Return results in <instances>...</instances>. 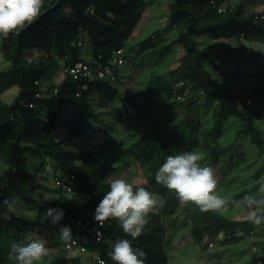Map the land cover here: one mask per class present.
I'll list each match as a JSON object with an SVG mask.
<instances>
[{
	"label": "trees",
	"instance_id": "16d2710c",
	"mask_svg": "<svg viewBox=\"0 0 264 264\" xmlns=\"http://www.w3.org/2000/svg\"><path fill=\"white\" fill-rule=\"evenodd\" d=\"M57 1L42 0L39 15L48 10L46 13L17 34L0 38L3 57L10 63L8 68L0 70V154L3 162L8 165L0 173V264H15L9 255L10 244L14 241L24 242L28 233L39 228L54 235L52 239L46 238L47 248L52 251L43 257L47 261L43 264H80V255L84 252L71 255L66 248L76 236L88 249L100 251L104 259L101 264H115L109 255L112 244L117 238L125 237L132 240L134 247L144 251L145 264H168L169 255L165 248L167 226L163 219L189 203L182 202L174 191L155 180V173L165 158L174 154L171 137L157 135L149 142L140 137L125 144L127 153L123 154L134 161L141 176L139 183L133 184L134 188L143 186L158 194L163 204L148 214L144 231L137 238L132 239L124 233L116 219L110 218L105 220L103 237L97 241L83 231L78 222L93 217L95 207L108 190L110 177L123 167L117 152L103 154L102 162L97 166L85 164L84 155L93 160L99 151L91 148L81 151L78 143L73 144L72 138L82 136L97 115L89 95L97 92L106 101L114 102L119 93L114 82L119 76L116 80L95 79L90 89L81 96L76 95L78 83L64 76L62 69L63 77L59 83L47 87L42 84L45 78L55 76L60 69L54 52L64 60L63 65H72L82 60L81 47L86 41L90 43L94 54L101 52L105 57H111L119 47L125 48L148 1L62 0L51 8ZM255 1L261 0H173L166 30L178 28V39L183 44L184 52L175 67L162 73L152 72L146 84V92L150 95L165 94L172 98L168 102L172 109H176L182 102L196 100L201 103L202 95L208 103H218L220 111L242 120L239 133L250 136L262 163L253 175L258 180L256 183L226 198L228 209L234 208L232 201L239 200L245 194L251 195L264 185V134L257 125V120L264 118V56L260 53L253 55L252 52L242 55L245 46L240 41L238 52L257 66L254 75L257 80L245 87L251 93L252 101L249 102L247 98H242L244 94H240L245 88L238 92L228 86L226 89L218 86L213 70L206 63L207 47L203 43L210 39L232 37L240 40L241 36L246 40L264 42V11L256 12L249 8V3ZM140 45L150 47L153 44L142 40ZM154 50L162 51V48ZM35 51L44 52L46 59L28 61L26 53L32 56ZM238 75L233 72L234 78ZM36 80L39 82L36 83ZM14 85H18L19 93L13 102H5L1 95ZM37 92H41V95L37 96ZM30 103L34 106L31 107ZM195 121L189 118L183 122L193 126ZM182 127L178 125V129ZM54 128L65 129L66 139H71L69 145H65V140L58 139L52 133ZM232 147L233 144L229 143L214 149L204 158L207 161L205 166L213 168L220 165L221 155ZM29 151L37 154L38 158L55 159L63 170L59 177L64 182L67 183L68 177L73 174V190L68 191L56 185L59 187L56 199H39L37 191L43 184L22 166V154ZM77 195L84 196L77 198ZM16 197L27 208H34L41 201L46 211L51 207L62 208L65 215L59 225L49 221L43 223L15 212L12 200ZM192 214L191 223L197 243H202L206 237L214 239L221 230L228 235L223 242L229 243L243 238L254 229V225L243 226L248 220L232 219L212 210L202 211L200 207L194 213L192 211ZM65 225L71 232L62 235L59 227ZM61 236H65V239ZM262 242L258 241L257 244ZM203 246L207 248L208 244ZM35 264L42 262L37 261Z\"/></svg>",
	"mask_w": 264,
	"mask_h": 264
},
{
	"label": "rangeland",
	"instance_id": "374dc122",
	"mask_svg": "<svg viewBox=\"0 0 264 264\" xmlns=\"http://www.w3.org/2000/svg\"><path fill=\"white\" fill-rule=\"evenodd\" d=\"M147 1L136 30L125 46L127 59L119 67V78L114 82L119 88L115 101L108 102L99 93H91L90 103L97 115L86 132L79 138H72V142L73 144L78 143L81 151H88L89 148L99 151L93 160L83 156L85 158L83 162L91 166L99 165L103 154L117 152L123 168L117 170L110 178L122 176L132 184L139 183L138 180L141 179L137 165L125 156L127 153L125 144H129L132 140L144 137L149 142L157 135L171 137L174 154L182 150L199 151L202 154L201 163L203 165L207 163L204 158L214 149L232 143L233 147L221 155L220 165L212 168L217 179L216 191L226 199L258 181L253 175L261 166L262 159L250 136L239 133L242 120L233 114L220 111L218 103L210 104L201 95V103L196 100L189 103L182 102L176 109H172L168 105L172 98L166 97L165 94L153 96L146 92L147 80L151 73H162L175 67L184 52L183 44L178 39V28L172 27L166 30L171 15L170 4L173 0ZM249 8L256 12H263L264 0L249 3ZM142 40H148L149 44L153 45L141 47ZM240 41L243 46L252 49L253 55L260 53L264 56V42L261 41L239 40L237 37H232L210 39L203 43V46L207 47L206 63L213 70L214 78L220 88L226 89L228 86L229 89L240 92L241 89L243 90L257 80L256 76L250 75L253 61L245 59L238 52ZM1 45L0 41V70L10 65L3 57ZM155 48H162V51H155ZM81 51L82 59H92L94 53L88 41L82 44ZM54 54L60 64V69L55 76L45 78L42 84L46 87L59 83L63 77L61 69L64 60L57 53L54 52ZM26 58L28 61L45 60L46 54L35 51L31 56L27 52ZM233 72L239 74L238 77L236 76L237 79L233 77ZM18 93L19 87L14 85L1 97L5 102L11 103ZM189 118L196 120L193 126L183 122ZM175 124L183 125V127L178 129L177 125L175 129ZM257 125L264 134V118L257 120ZM52 133L58 139L65 140V145H69L68 141L71 139H66L67 132L64 128H54ZM22 155L24 169L43 184V188L37 191L36 196L45 200L56 199L59 187L55 184V178L63 173L59 164L52 158H38V155L31 151L24 152ZM1 157L0 154V173L8 168ZM36 163L41 164L42 167L37 166ZM114 164L117 165V162ZM260 187L251 195L259 197ZM82 196L84 195L76 197ZM22 204L21 199L17 197L12 200V208L15 212L47 223L48 219L43 215L46 212L43 202H37L34 208H27ZM198 209L199 206L189 201L185 207H180L174 214L164 217L163 221L167 226L165 248L169 255L168 264H256L257 252L264 251V242L257 244L258 241H264V222L259 225L254 224L246 218V211L235 207L228 209L222 214L240 221L248 220L243 226L254 225L256 233L254 235L248 233L243 238L228 243L220 240L224 236V231L221 230L216 234L213 247L198 248L190 217L192 211L194 213ZM52 236L54 237L39 228L33 233H28L23 241L43 238L47 243L46 238L52 239ZM61 237L65 239V236ZM46 246L49 248L48 244ZM80 256V264H98L91 258L90 253H82ZM39 261L42 264L47 262L43 257Z\"/></svg>",
	"mask_w": 264,
	"mask_h": 264
},
{
	"label": "clouds",
	"instance_id": "9594fccd",
	"mask_svg": "<svg viewBox=\"0 0 264 264\" xmlns=\"http://www.w3.org/2000/svg\"><path fill=\"white\" fill-rule=\"evenodd\" d=\"M41 6L42 0H0V38L17 34L26 25L32 23L39 15ZM241 39L246 40L244 36H241ZM256 72L257 66L253 64L250 75L254 76ZM246 91L250 90L245 89L240 94H244ZM201 160L202 154L196 150H182L170 154L157 169L155 180L168 190L174 191L182 202L190 201L199 206L202 211L212 210L223 213L228 210L229 202L216 191L217 179L214 170L210 166L203 165ZM72 190L73 188L68 191ZM259 192L261 193L259 197L245 194L239 200L232 201L233 207L246 211V218L257 225L264 222V185H261ZM162 204L163 200L159 199L158 194L143 186L134 188L128 179L115 176L110 178L108 190L104 192L103 197L95 207L93 217L97 223L101 224L110 218L116 219L124 233L135 239L144 231L148 214L156 211L157 206ZM9 206L11 207V204ZM43 215L51 224L59 225V221L65 213L62 208L51 207ZM59 228L62 235L71 232L66 225ZM255 233V229L250 232L253 235ZM215 237L217 235L214 236V239L206 237L202 243L196 242L197 247L201 248L205 243L208 244V247H213ZM226 237L228 235L224 232V236L220 240L224 241ZM210 242L213 245H209ZM51 251L47 248L43 238H31L26 242H12L9 255L15 260V264H35ZM94 251L101 255L100 251L88 248L86 251L69 252L71 255H79L81 252L90 253L95 262L104 263L102 255V261L94 257ZM260 253L264 254V251ZM109 255L115 264H145L143 260L144 251L134 247L132 240L127 237L117 238L112 244ZM262 263H258V258H256V264Z\"/></svg>",
	"mask_w": 264,
	"mask_h": 264
},
{
	"label": "built area",
	"instance_id": "2783aa9c",
	"mask_svg": "<svg viewBox=\"0 0 264 264\" xmlns=\"http://www.w3.org/2000/svg\"><path fill=\"white\" fill-rule=\"evenodd\" d=\"M250 51V47H247L242 51V55H245ZM126 59L127 56L125 54V48L119 47L113 52L111 57H105L104 54L100 52L94 54L91 60L82 59L72 65H63L62 71L64 76H68L78 83L76 95L81 96L85 91L90 89L91 83L92 81H95V79L116 80L119 76L118 69L126 62ZM253 73H255V70H253ZM38 82L39 81L36 80V83ZM56 90L57 89H55V91ZM250 94V91H246L242 98H247L248 101L251 102L252 98H250ZM36 95L40 96L41 92H37ZM30 106L33 107L34 104L30 103ZM74 177L75 176L71 174L70 177H68L67 183L64 182L60 177H57L56 184L71 190L73 188ZM104 224L105 221L102 224L97 223L94 217L84 220L82 219L78 222L80 228L83 231L88 232L89 235L97 241L101 240L103 237ZM209 245H213V243L210 242ZM66 248L72 253H76L78 250H87V246L82 243L80 238L77 236L72 239L71 243L67 244ZM93 254L95 258H97L99 261H102V257L99 252L94 251ZM257 258L258 263H262L264 254L259 252L257 254Z\"/></svg>",
	"mask_w": 264,
	"mask_h": 264
},
{
	"label": "water",
	"instance_id": "95a60500",
	"mask_svg": "<svg viewBox=\"0 0 264 264\" xmlns=\"http://www.w3.org/2000/svg\"><path fill=\"white\" fill-rule=\"evenodd\" d=\"M62 0H58L57 1V3L53 6V7H51V8H54L56 5H58L60 2H61ZM50 10V9H49ZM48 11V10H47ZM47 11H45L44 13H46ZM44 13H42V14H40L38 17H36L34 20H33V22H35L40 16H42ZM32 22V23H33ZM31 24V23H30ZM29 25V24H28Z\"/></svg>",
	"mask_w": 264,
	"mask_h": 264
}]
</instances>
